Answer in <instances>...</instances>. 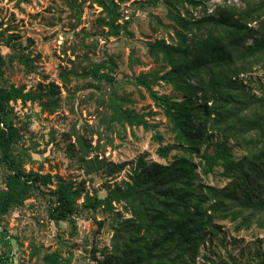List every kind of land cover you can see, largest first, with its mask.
<instances>
[{"label": "rangeland", "instance_id": "obj_1", "mask_svg": "<svg viewBox=\"0 0 264 264\" xmlns=\"http://www.w3.org/2000/svg\"><path fill=\"white\" fill-rule=\"evenodd\" d=\"M167 1L112 0L119 34L111 36L105 26L107 14L95 0H0L4 62L0 87H13L32 97L9 102V122L18 134L13 152L18 153L24 173L52 177L51 185L33 190L19 207L0 217V257L7 259L1 264H43V256L53 253L65 264H95L92 256L102 259L110 254L117 215H130L122 202L113 203L110 213L84 209L85 197L104 198L114 187L129 182L139 159L165 166L183 155L182 148L171 150L165 158L157 154L159 147L175 143L163 107L151 95L178 101L182 94L160 80L169 67L150 56L149 46L157 41L176 43L179 29L171 14L199 20L214 15L222 0H194L200 3L196 8L186 3L172 6ZM227 3L236 9L244 4L243 0ZM245 28L244 46H252L264 32L263 12ZM236 68L244 70L233 78L241 89L264 99V55L237 61ZM100 75H107L110 82ZM142 75L153 80L149 88L136 82ZM51 86L55 89L49 98L45 92ZM123 113L141 116L147 128L125 121ZM208 133L207 148L200 155L204 150L213 153L220 143L236 160L246 155L221 134ZM192 159L196 186L228 187L230 180L220 166ZM7 174L0 152V191ZM57 178L78 194L77 211L65 221L52 218L56 202L46 194L55 189ZM99 221L103 227L93 241ZM214 222L218 231L200 249L195 264L264 261L263 227L256 222L243 226L246 223L240 218L231 221L216 216Z\"/></svg>", "mask_w": 264, "mask_h": 264}, {"label": "trees", "instance_id": "obj_2", "mask_svg": "<svg viewBox=\"0 0 264 264\" xmlns=\"http://www.w3.org/2000/svg\"><path fill=\"white\" fill-rule=\"evenodd\" d=\"M95 1L107 14L105 26L111 36H117L119 28L114 26L112 0ZM228 1L231 0L216 5L214 15H204L195 21L171 14V21L179 29L175 32L176 43L157 41L149 46L150 56L169 67L160 80L182 94L178 101L151 95L163 107L175 143L173 147H159L157 154L165 158L171 150L182 148L183 155L173 157L165 166L146 164L139 159L129 182L114 187L104 198L85 197L84 209L101 208L110 213L113 203L122 202L130 215L128 218L117 215L110 254L102 259L92 256L95 264H195L200 249L218 231L216 216L231 221L240 218L242 224L246 223L243 226L256 222L264 228V99L246 94L233 80L244 72L236 68L237 61L264 55V32L252 46L245 47L241 38L246 33V24L254 22L261 12L264 15V0H243V6L237 9ZM167 2L181 7L185 3L193 8L200 5L194 0ZM3 65L0 54V82ZM99 77L110 82L107 75ZM136 82L149 88L153 80L142 75ZM54 89L49 87L45 95L51 98ZM31 98L19 89L0 87V152L8 170L5 188L0 191V217L19 207L33 190L52 184L49 174L24 173L18 153L16 156L13 152L18 134L9 122V102ZM122 118L147 128L141 116L123 113ZM209 131L231 140L246 155L236 160L222 143L215 145L213 153L204 150L200 155L209 142ZM193 157H199L208 166H220L222 175L230 180L228 187L216 190L196 186ZM89 167L93 168L91 164ZM57 180L55 189L45 193L56 202L50 213L52 218L65 221L77 211L78 194L69 184ZM102 227V222H97L93 241ZM5 260L0 257V264ZM43 264H65V261L53 253L43 256Z\"/></svg>", "mask_w": 264, "mask_h": 264}]
</instances>
